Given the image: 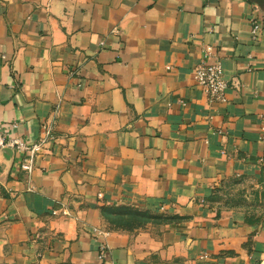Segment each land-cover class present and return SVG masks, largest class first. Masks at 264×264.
I'll return each instance as SVG.
<instances>
[{"label":"crops","instance_id":"1","mask_svg":"<svg viewBox=\"0 0 264 264\" xmlns=\"http://www.w3.org/2000/svg\"><path fill=\"white\" fill-rule=\"evenodd\" d=\"M0 120V264H264V0H0ZM49 120L28 173L9 142Z\"/></svg>","mask_w":264,"mask_h":264},{"label":"built area","instance_id":"2","mask_svg":"<svg viewBox=\"0 0 264 264\" xmlns=\"http://www.w3.org/2000/svg\"><path fill=\"white\" fill-rule=\"evenodd\" d=\"M260 31V25L258 20L252 19L250 25V35L252 39H256L258 32ZM210 47L206 48V53H210ZM193 78L195 83L200 87L203 94L209 101L225 102L226 89L228 87L227 81L223 76V68L219 59L214 62L200 61L193 69ZM0 120V150L6 144V139L1 127ZM16 123H13L15 126ZM57 140V136L54 130V122L52 120L45 121L41 124V132L35 142L26 143L19 139L10 140L9 145L18 153H23L19 167L26 171L31 172L34 166V159L40 153L49 152L52 149L53 144ZM58 210H53L56 213ZM66 214L65 210H62ZM97 236H104L105 232L100 229H93ZM107 246L104 242L99 243V259H103Z\"/></svg>","mask_w":264,"mask_h":264},{"label":"rangeland","instance_id":"3","mask_svg":"<svg viewBox=\"0 0 264 264\" xmlns=\"http://www.w3.org/2000/svg\"><path fill=\"white\" fill-rule=\"evenodd\" d=\"M235 184V183H234ZM233 192L224 193L219 199L224 200L225 205H236L238 204V193L231 187ZM104 216L107 221L118 227L128 229H138L144 227L149 222H155L161 220L162 217L157 213H140L137 214L131 209H110L104 212Z\"/></svg>","mask_w":264,"mask_h":264},{"label":"trees","instance_id":"4","mask_svg":"<svg viewBox=\"0 0 264 264\" xmlns=\"http://www.w3.org/2000/svg\"><path fill=\"white\" fill-rule=\"evenodd\" d=\"M263 167L264 165L262 166V169H261V174H262V171H263ZM131 209L133 211H135V213L137 214H140V213H151V212H148V211H144V210H138V209H134V208H130V207H125V206H116V207H104L102 210H103V213L106 211V210H110V209H116V210H121V209Z\"/></svg>","mask_w":264,"mask_h":264}]
</instances>
